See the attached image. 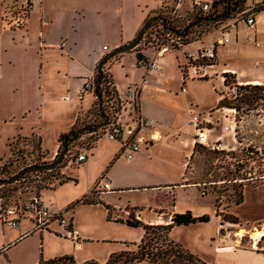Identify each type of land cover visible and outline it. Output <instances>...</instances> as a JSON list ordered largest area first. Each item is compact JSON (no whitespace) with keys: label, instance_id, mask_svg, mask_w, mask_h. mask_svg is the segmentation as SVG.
I'll list each match as a JSON object with an SVG mask.
<instances>
[{"label":"crops","instance_id":"crops-1","mask_svg":"<svg viewBox=\"0 0 264 264\" xmlns=\"http://www.w3.org/2000/svg\"><path fill=\"white\" fill-rule=\"evenodd\" d=\"M23 1L0 0V141H5L8 155L12 152L9 145L12 139L36 136L40 140L41 151L54 158L60 149V136L77 121L92 115L97 96L91 92L81 95L86 81H95L100 61L115 48L133 41L147 25L139 44L117 54L102 68L113 76L120 97H126L134 86L140 88L136 111L155 121L153 127L139 133L148 141L142 143L141 150L128 162L122 153L120 140L99 136L82 152L87 157L80 163L76 162L75 173H70L71 170L68 173L67 169L61 171V176L71 179L65 182L56 180L54 187L45 188L38 194L43 196L49 209L66 210L67 215L74 203L87 197L99 177L106 173L111 177L114 189L98 197L101 202L83 204L105 203L114 211L122 213L125 210L127 216L130 210L125 208L130 206L136 217L147 223H160L187 210L195 216L209 214L206 206L195 208L191 204L190 194L195 189L199 190L200 184L191 183L188 177L190 159L196 153L190 119L193 114L206 111L196 112L191 107V98L183 90L184 103L175 97L174 90L162 83L166 76V59L160 72L149 71L146 66L138 64L140 56H153L154 48L146 41L147 37L162 22L163 5H171L174 0H29L32 8L20 11ZM192 8V0H186L179 13L183 17ZM150 19L153 23L149 27L147 22ZM258 22V37L263 48L256 50L264 56V12L259 14ZM217 37L218 34L211 31L201 41L193 43L191 48L211 45ZM145 50H150V53L145 54ZM242 52L251 53V50L243 47ZM227 66L237 71L238 78L264 83V69ZM182 78L186 82L183 73ZM221 100V94L216 91L215 103L206 110L217 107ZM133 116L126 118L130 120ZM155 131L161 138L149 141ZM217 131L215 127L211 138L218 135ZM50 137L54 141L52 145L47 144ZM169 155L175 156V160L170 161ZM168 165L172 167L168 168ZM47 191L51 192L48 199ZM156 209L169 214L168 218L156 214ZM106 210L109 215L107 207ZM118 216L124 220L128 218L122 214ZM211 216L213 220V213ZM71 219L78 233L77 239H72L76 247L74 256L78 262H84L86 259L78 256L83 245L79 229L74 218ZM112 219L118 218L113 216ZM54 225V231L65 236L60 233L62 229L58 223H52L49 228ZM50 229L36 230L28 217H22L17 226L0 219V264H39L41 258H52L44 244L45 234L50 233ZM215 250L216 256L212 259L217 263L264 264V251L253 248L222 251V246H215ZM137 264L158 263L145 260Z\"/></svg>","mask_w":264,"mask_h":264},{"label":"rangeland","instance_id":"rangeland-1","mask_svg":"<svg viewBox=\"0 0 264 264\" xmlns=\"http://www.w3.org/2000/svg\"><path fill=\"white\" fill-rule=\"evenodd\" d=\"M203 1L208 2V0ZM257 1H262V6H264V0H256L255 2ZM252 2L254 0H250L249 4ZM194 12L195 9L189 11L187 16L190 13L189 17L193 16ZM258 12L259 16L264 12V8L261 11L259 9ZM235 17H241L235 21L236 27H233V33L236 34L238 31L240 39L238 44L234 40L218 50V57L215 60L216 66L211 70V74H216L207 78L186 77V82H183L182 73L184 75L185 72L186 75L188 63L187 48L185 47L172 50L166 55V76L161 80L162 83L176 92L177 96L175 97L181 99L183 103L185 100L182 98L181 88L185 86L186 91L184 93L191 98V107L196 112L209 111L206 109L215 103L217 91L224 99V104H219L210 110L216 111L222 106L227 109L226 112H215V117L213 115L218 134L221 133L220 128L223 124L227 122L234 124V130L224 133L221 150L210 148L211 142L209 146L196 143V153L190 159L189 181L200 184L198 186L200 189H195L190 194L191 204L195 208L206 206L210 220L212 213L214 219L208 222L176 226L170 233L171 240L199 256L206 264H221L212 259L217 252V250L214 251L215 246H222V251L233 250L234 248H253L264 251V88L261 90L252 88L253 85L264 87V83H253L251 82L253 80L248 78H238L237 71L227 66V64H231V66H238L239 68L263 70L264 56L259 55L256 50L263 48V42L258 37V21L256 27L251 31L246 26L245 21L241 20L244 18L239 13ZM216 26L217 29L213 28L211 31L220 36L221 30L218 25ZM250 33L254 36V40L259 42V45L246 39ZM146 41L152 42L149 36ZM235 47L236 50H233ZM243 47L250 49L251 53H243ZM144 53L148 54L150 50H145ZM131 54L132 56L135 55L134 52ZM257 60L261 61L260 68L255 67ZM223 69H228V71L222 72ZM247 98L252 99V103L250 101L245 102ZM230 108H235L236 112L233 113L229 110ZM99 120V117L90 115L85 121L96 123ZM94 136H103L102 131L98 135L94 134ZM88 137H83L77 142L69 157L77 156L89 147ZM53 143L54 141L50 137L47 144L52 145ZM9 145L12 152L8 155V147L5 146V141H0V159L3 158L0 162V171L3 168L6 170L5 173H0V177L6 179L4 184H0L1 212L19 207L35 195L40 194L45 188L54 187L57 184L55 175H63L61 174L63 169H67L68 173L70 170V173H75L74 169L77 167V163L72 160L73 158L66 160L68 150L63 160L53 168H42L45 170L40 173L26 170L28 167L43 162H45L43 165L54 162L64 147L59 149L58 154L52 158L47 152L41 151L40 142L36 136L14 138L9 142ZM175 158V156H168L170 161L175 160ZM69 165V168H65ZM170 167L172 166L168 165V168ZM174 171L176 170L172 172ZM21 172L23 173L19 177L12 179ZM9 179L11 180L9 181ZM59 180H62L61 177ZM49 195L51 196V192L47 191V199ZM74 205L66 218L70 221L71 218H74L76 227L79 229L80 242L83 243L78 250V256L81 259L103 261L110 257L113 252L125 249L127 244L141 241L144 231L141 226H130L126 222L117 221L121 218L118 215L122 214V217H129L130 214L127 216L125 210L121 213L111 209V217L118 218L115 220L109 218L105 205L83 204V202H75ZM125 209H129L130 213L135 211L130 206ZM155 213L162 214L159 209H156ZM168 215L162 214V217ZM173 215H171L172 218ZM172 218L164 219L160 223L171 222ZM55 227L56 225L52 226L50 233L45 234L46 251L52 254V258L66 254L74 255L76 247L73 240L77 238L62 236L54 231ZM61 229L60 233H63L64 229L62 227ZM159 241L162 242L163 240L159 239Z\"/></svg>","mask_w":264,"mask_h":264},{"label":"built area","instance_id":"built-area-1","mask_svg":"<svg viewBox=\"0 0 264 264\" xmlns=\"http://www.w3.org/2000/svg\"><path fill=\"white\" fill-rule=\"evenodd\" d=\"M186 0H174L173 4L167 5L164 4V13L162 22L159 25L155 26L152 29V32L149 33V38L152 41L148 42L150 46L154 48V54L152 57L140 56L138 59V64L141 66H146L149 71H162L165 65V55L170 50H176L181 48H187L186 57L188 59L186 75L184 72V81L187 78H201L212 76L211 70L216 66V59L218 57V50L222 46L229 45L234 40L238 41V31L236 34L233 32V27H236V22L241 17L231 18L227 22H222L218 25L221 30V35L216 38V40L211 45H202L196 49H192L191 45L196 41H201L207 33L211 31H203L196 33L194 35L180 34L177 30H174L171 26V23L174 22L178 16H181L179 10L183 3ZM254 0L251 4L247 6L240 15L244 18L241 20L245 21L247 27L254 29L258 21V10L262 5V1ZM193 8L195 6L202 8L203 10H209L211 8V2L203 0H192ZM32 8V4L29 0H25L21 3L19 10L28 11ZM192 8V9H193ZM182 17V16H181ZM214 28L217 29V26ZM253 31V30H251ZM247 40H252L254 43V36L248 34L246 37ZM259 45V42H256ZM107 49V46H105ZM255 67H261V61L257 60L255 62ZM228 69H223L222 72H226ZM96 85L95 81L88 79L85 83V87L81 92V95L91 92L95 93ZM183 92L186 91V87H182ZM140 88L134 86L129 89L126 97H124L125 104L122 106L125 107L126 104L132 103L136 107V102L139 96ZM97 95V94H96ZM226 107H220L214 110H209L201 114H193L190 119V123L194 129V142L198 144H204L206 146L210 145V148L221 150L222 142L224 140V133L231 132L234 130V124L227 122L221 126V133H219L215 138H211L213 131L215 130V124L213 120V115L215 117V112H226ZM229 110L236 112V109L230 108ZM124 116L123 112H119L114 120L102 127L99 130L102 131L103 135H106L111 140H120L122 146V153L124 154L125 159L130 162L135 157V154L141 150L142 143H144L146 138L140 136L139 133L146 128H151L155 124V121L150 117H144L137 111L130 120L122 119ZM227 114L225 115V117ZM219 117V116H218ZM220 119V117H219ZM221 121V119H220ZM234 132V131H233ZM92 134H95L93 132ZM161 138L159 132L155 131L150 135L149 141H156ZM87 157L86 153H79L74 159L75 162L80 163L84 161ZM73 160V161H74ZM114 189L113 182L111 177L108 174H103L96 181L95 185L89 192L88 198H98L101 195L110 192ZM67 211H51L46 205L42 195H35L28 202L20 205L19 207L10 208L7 211L0 213V219L7 223L8 225L17 226L22 219V217L29 218L35 226L36 230H48L52 223H58L60 227L64 229V232L61 233L65 236L71 238H77L78 233L75 228H73L72 222L66 218Z\"/></svg>","mask_w":264,"mask_h":264},{"label":"trees","instance_id":"trees-1","mask_svg":"<svg viewBox=\"0 0 264 264\" xmlns=\"http://www.w3.org/2000/svg\"><path fill=\"white\" fill-rule=\"evenodd\" d=\"M210 2L211 8L209 10H203L202 8L195 6V8L192 9H195L193 16L189 17L191 13L188 16H178L174 19V22L171 23L172 28L177 30L180 34L185 35H194L203 31L209 32L216 25L233 18L238 13L240 14L244 11L249 5L250 0H210ZM263 8L264 6L261 5L260 11ZM150 21L151 19L147 22L149 27L152 26L153 23ZM95 85V93L101 94L103 104L100 107L99 99H97L91 114L99 117L100 120L96 123H91V121L86 122V117L85 119L77 121L68 132L63 133L60 136V149L64 146L68 148L66 160L76 157V155L73 157L69 156L72 154V148L77 145V142L81 138L89 136V147L92 146V141L94 142L98 139V137H95L92 133L95 132V135H98L101 131L99 128L111 123L120 111L124 114L122 119H127L126 117L131 114L134 115L136 112V107L132 103L126 104L125 107L122 106L123 103L125 104V101L123 97L119 96L118 91L116 90L113 76L104 67L100 71L97 69ZM252 88L261 90L264 87H262V85H253ZM249 101L252 103L253 100L250 98L245 100V102ZM219 104H224V99H222ZM43 164H45V162L38 165ZM44 170L39 168L31 170V172L40 173ZM5 172L6 170L4 168L0 171V173ZM60 177L62 179L59 180L60 182H65L71 179L66 176L55 175V180L60 179ZM4 180L6 179L0 177V184H4ZM79 202L98 203L101 202V200L98 198L85 197ZM104 205L108 208L109 218L111 219V207L105 203ZM209 220L210 216L208 214L195 216L191 210H188L184 213H175L172 221L166 224L145 223L136 218L134 213H130L129 217L125 220L119 219L117 221L126 222L130 226H141L144 229V235L139 243L127 244V248L118 252H113L105 262H100L98 260L78 262L74 255L66 254L47 260L41 258L39 264H137L145 260L158 264H206L199 256L178 245L174 240H171L170 233L176 226L188 225L196 222H208ZM159 239H162L163 241L160 242Z\"/></svg>","mask_w":264,"mask_h":264},{"label":"water","instance_id":"water-1","mask_svg":"<svg viewBox=\"0 0 264 264\" xmlns=\"http://www.w3.org/2000/svg\"><path fill=\"white\" fill-rule=\"evenodd\" d=\"M147 29V25H144V27L142 28V30L140 31L139 35L130 43H127L125 45H122L120 47L115 48L113 51H111L110 53H108L99 63L98 69L99 71L102 70V66L104 63H106L108 60H110L111 58H113L114 56H116L117 54L121 53V52H125V51H129L132 48H134L137 44L140 43V41L142 40L143 34ZM97 98L99 99V106L101 107L103 104V99L101 94H97ZM68 148L66 146H64V149L62 151H60L58 157L56 158V160L52 163L46 164V165H35V166H31L28 167L26 170H33V169H39V168H53L56 165H58L63 158L65 157L66 153H67ZM24 172V171H23ZM23 172L18 173L15 177H13L12 179H15L17 177H19ZM11 179H9L10 181Z\"/></svg>","mask_w":264,"mask_h":264},{"label":"bare ground","instance_id":"bare-ground-1","mask_svg":"<svg viewBox=\"0 0 264 264\" xmlns=\"http://www.w3.org/2000/svg\"><path fill=\"white\" fill-rule=\"evenodd\" d=\"M253 83H259V82H257V81H253Z\"/></svg>","mask_w":264,"mask_h":264}]
</instances>
